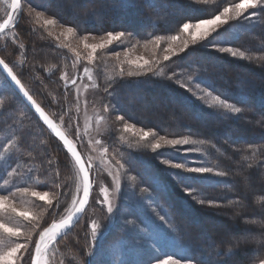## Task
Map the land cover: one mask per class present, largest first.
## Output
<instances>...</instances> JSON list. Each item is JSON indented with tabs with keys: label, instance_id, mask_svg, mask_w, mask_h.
I'll return each instance as SVG.
<instances>
[{
	"label": "snow or ice",
	"instance_id": "1",
	"mask_svg": "<svg viewBox=\"0 0 264 264\" xmlns=\"http://www.w3.org/2000/svg\"><path fill=\"white\" fill-rule=\"evenodd\" d=\"M4 4L7 9L0 22V48L7 51L10 44H15L23 58L10 64L0 56V73L4 74L0 94L6 93L0 98V133H5L0 142V264H53L60 242L84 219L90 199L104 208L105 223L91 221L90 238L79 264H97L96 258L104 254L105 242L119 222L126 235H138L140 246L163 253L149 264H231L234 256L246 248L252 251L251 264H264V207L255 211L257 218L245 221L241 231L230 233L218 243L204 240L202 244L184 246L176 239V234L182 231L181 225L160 203L169 185L151 165L145 163L138 167L132 155H122L119 148L110 155L109 149L104 147L105 141H115L118 133L135 128L134 123H129L131 116L121 96V87L128 83L126 77H165L201 102L211 97L214 103L206 107L213 110L210 115L219 121H245L244 114L252 107L243 91L235 102H229L222 94H214L211 83L200 87L206 83L211 65L201 61L198 54L216 52L248 59L236 47L218 41L232 27L264 28V0H225L222 6L213 9L208 8V0H45L39 5L33 0H4ZM33 14L37 20L43 18L42 26L49 29L48 35H52V28L59 27L62 31L57 33V39L69 36L82 41L89 62L97 60L98 50H106L115 42L116 47L111 51L117 59L124 49L130 51L143 43L145 48L151 45L154 53H164L163 62L176 64L172 57L179 56L188 63L178 70L162 63L158 54L152 59H129L126 63L135 65L134 70L130 68L126 72L121 63L117 76L99 83L88 75L89 69L85 67L84 73L99 95V101L92 104L95 107L98 103L99 111L92 119L87 116L89 100L80 95V75L69 74L65 66L57 64V74L65 90L62 95L67 97L72 93L77 110L73 112L71 105L66 108L62 99H56L50 102V107L54 104L57 111L53 119L22 82L24 75H34L38 67L24 56L28 49L21 42L18 28L21 21L31 20ZM178 39L181 40L179 52L173 46ZM90 40L95 42L90 43ZM60 47L74 53L70 61L73 66L82 60L76 48L67 44ZM37 55L33 50V60ZM81 110L83 123L80 122ZM65 118L72 126L75 139H70L64 130ZM258 123L264 129V115ZM36 126L39 132L35 131ZM139 132V140L148 141L153 152L160 150L155 157L157 165L172 169L168 176L175 186L197 204L204 205L205 190L221 182L211 177L231 175L203 162L179 159L190 154L191 149L186 146L194 142L191 136L169 138L144 127ZM37 139L43 144L41 151L35 147ZM50 139H54L56 148L46 142ZM77 142L103 148L102 160L107 157L104 163L112 177L108 185L94 178L93 173L99 175L103 169L92 155L78 150ZM166 148L171 152L166 153ZM58 150L64 153L63 168L53 154ZM259 169V178L264 181V162ZM94 189L98 197L93 199ZM119 201H130L135 215L125 214L126 206ZM169 208L173 205L169 204ZM42 210L57 218L44 225ZM123 244L121 240L112 246L117 255L118 246ZM193 253H199L200 259H193ZM103 264L142 262L108 259Z\"/></svg>",
	"mask_w": 264,
	"mask_h": 264
},
{
	"label": "trees",
	"instance_id": "2",
	"mask_svg": "<svg viewBox=\"0 0 264 264\" xmlns=\"http://www.w3.org/2000/svg\"><path fill=\"white\" fill-rule=\"evenodd\" d=\"M221 5L223 3L209 5L208 8L213 9ZM119 10L121 12L126 11L125 9ZM127 11L130 12L131 10ZM230 31L231 29L218 42L236 47L244 52L248 59L240 58V60L226 61L220 56V53L202 51L198 54L200 60L211 65V71L205 77L206 83L202 85L207 86V83H211L214 94H222V98H227L229 102H235L243 91L244 98L251 102L252 107L251 111L244 114L245 121H251V123L235 120L219 121L214 115H210L213 110L200 105L185 89L179 88L178 85L173 84L165 77L140 76L138 77L140 83L137 85L131 87L128 84L125 86V84L121 87V95L124 100L133 99V92L137 88L141 90L142 96L138 108L145 105L153 106V109L150 108L151 110H149L147 120L142 119L139 124L147 126L153 118L161 119L167 123V125L165 124L166 128H160L165 135L191 136L212 151L210 158L215 166L220 168V171L231 173L230 176L222 179L221 185L213 184L205 190L203 198L206 203L200 205L175 186V183L166 175V169L157 165L155 159L143 155L142 161L151 165L152 170L169 185L168 193L161 197V201L165 204L170 215L181 225L182 231L178 234L186 246L202 244L204 240H207L208 243L214 241L218 243L227 237L222 235L220 229L209 226V221L224 223L226 226L228 224L227 218L224 219L215 213L228 216L229 221L233 222L231 233H235L243 229L246 220L257 218L254 215L255 211L264 207V181L259 178V165L264 162V155H261V152L264 151V129L258 123L261 116L264 115V28L251 27L247 32L232 38V40H229ZM24 32L30 37L27 43L29 57L33 59V50L38 53L33 63L39 67L52 60L60 62L50 44L46 43L47 46H43V44L37 43L38 39L43 38L42 33L37 32V37L32 36L31 38L25 26ZM0 56H3L1 52ZM175 61L176 64L172 62L168 64L178 70L188 63L186 60H181L180 57ZM95 72L97 73L96 70ZM35 74L45 78L44 70L36 69ZM185 74L188 75L187 72ZM29 76L32 77L33 75L29 74ZM45 80L48 88L47 93L55 92L64 103L69 101L70 94L67 97L62 95L65 90L59 86L56 79L45 78ZM96 81L102 82L99 77L96 78ZM22 82L24 81L22 80ZM25 86L32 93L26 84ZM34 99L45 108L50 116L56 119L54 113L48 110L36 95H34ZM155 106L157 109L154 108ZM164 106L166 107L163 108ZM176 125L180 129H174L173 127ZM38 128L35 127L36 132L39 131ZM250 135L251 138H248ZM41 139L35 141L37 151L43 149ZM48 142L51 148H56L54 139H50ZM214 146L216 151L213 149ZM57 152L53 154L58 160ZM61 152L63 153L62 150ZM63 161L64 159L59 157L62 168ZM169 204L173 205L174 211L173 208H169ZM183 209L189 211L197 223L203 220L201 222L203 230L183 218ZM241 216L244 217L243 221L240 220ZM82 237L80 233L78 238L82 240ZM192 258L200 259L199 253H193ZM251 261L252 251L250 248H246L234 256L231 264H251Z\"/></svg>",
	"mask_w": 264,
	"mask_h": 264
},
{
	"label": "rangeland",
	"instance_id": "3",
	"mask_svg": "<svg viewBox=\"0 0 264 264\" xmlns=\"http://www.w3.org/2000/svg\"><path fill=\"white\" fill-rule=\"evenodd\" d=\"M10 2V0H9ZM23 2V0H22ZM45 0H33V3L36 5H39L41 3H44ZM225 0H208V6L209 5H218L224 3ZM222 6V5H221ZM7 9V6L4 4V0H0V22L3 21L5 17V10ZM42 19L37 20L35 18V14H33V18L31 20H23L19 24L18 28L22 37L21 42L25 44L26 49H28V42L30 40V37L27 33L24 32V26L28 29V32L32 36L37 37V32L42 33L43 35V40L38 39L37 43H40V45L43 44V46L47 43L50 44L54 51L56 52L57 57L60 59V62L56 60H52L48 64H43L37 67V70H44L45 78H54L57 80L59 86L62 87L63 81L59 79L58 76V69L55 67L58 64L65 66V70L69 74L73 73H78L81 77V80L78 81L80 85V95L81 98H87L89 100V107H88V112L87 116L89 119L93 118V114L99 111V104L96 103V106L93 107V101H99V95L97 93V90L92 87V81L88 79V75L92 77V79L96 80L97 77L101 79V81H108L110 78L115 77L118 75L119 71V65L123 63L124 69L127 72L130 68L132 70L135 69V65H129L126 63L127 60H136L138 57L143 58V59H152L155 57L156 54H158L161 57L162 61V56L164 53L158 52L154 53L152 50V46L149 45L148 48H145L143 46V43H141L139 46H134L130 51L127 49H124L121 52V55L119 59H117L116 54L111 51L112 48L116 47L115 42L113 45H110L108 49L106 50H98L97 53V60L94 62H89L87 57L84 55L85 51L83 49V42L80 41L79 39H73L72 37L65 36L57 39V33L62 31L59 27H54L51 29L52 35H48L49 29L46 27L42 26ZM254 27V26H251ZM250 26L243 25V26H237V27H232L230 28V36L229 40H232V38L238 37L239 35L247 32L250 28ZM90 43H93L95 41H89ZM69 45L71 48H76L81 52L82 60L77 61L76 65L73 66L70 61L74 57V53L72 51H69V48L67 47H60V45ZM181 44V40H177L174 42V47L176 50L179 52V47ZM47 46V45H45ZM0 52L4 56V58L10 63V64H15L17 60H20L23 58V56L18 53L16 49L15 44H10L7 51H5L3 48H0ZM206 52V51H205ZM65 53H67V56H65ZM183 53H181V56ZM24 56L27 57L29 62L33 63V59L29 57L28 51L24 54ZM220 56L223 57L226 61L230 60H240L239 57L233 58L229 54H220ZM179 56H173L172 60L178 59ZM172 61L168 62H163L162 63H170ZM223 67L224 64L221 61ZM87 67L89 69L88 75H85L84 73V68ZM97 71V73L95 72ZM188 75L185 74V77ZM140 76H132V77H126V80L128 81V85L131 87L133 85H137L140 83V79L138 78ZM45 78H42L41 75L35 74L32 77L29 75H24L22 77V80L25 82L27 87L31 90V92L38 97V99L41 101V103L51 112L54 113V116L57 117V111L55 110V105L52 104L50 107V102L55 101L56 99H61L60 96L55 93H47V85H46V80ZM127 84L125 86H127ZM3 85V74L0 73V87ZM43 85V86H41ZM151 87V86H150ZM200 87H205L202 84ZM141 90L135 88V91L133 92V99L131 100H124L126 104V110L128 111L129 115L131 116V119L129 123H134L135 128L132 131L129 132H121L118 133L116 136L115 141H105L104 147H107L109 149V154L114 155V151L116 148H119L120 152L124 156L132 155L135 158V163L138 167H142L146 161H142V157L148 156L149 158L155 159V157L159 154L160 150H157L156 152H153L151 149V145L148 141H141L139 140L140 132L139 129L141 127H144L145 130L148 129H153L156 131H159L161 135H165L163 132L162 128H166L167 123L164 121H161V119L153 118L150 123H148L147 126H143L139 124V121L144 119L147 120L149 110L150 108L153 109V106L150 107L149 105L142 106V108H138V103L141 101ZM6 93L0 94V98H4ZM191 95V94H190ZM122 96V95H121ZM200 105L203 107L210 109L206 107L207 104L214 103V101L211 99V97H206L204 102H201L199 99H196L193 97ZM74 100V95L70 93L69 101L65 103V107L67 108L69 105H71V110L75 112L77 110V106L73 103ZM143 104V103H142ZM19 107V105H17ZM164 106L163 108H165ZM155 109L156 106L154 107ZM212 110V109H211ZM52 117V116H51ZM54 119V117H52ZM84 119V113L81 110V120L80 122L83 123ZM33 124L35 123L34 121L32 122ZM166 124V125H165ZM64 130L66 134L69 135L71 139H75V137L72 135L73 129L72 126L69 124L67 118L64 120ZM250 125V124H248ZM38 128V126H37ZM174 129L178 130L180 127L176 125L173 127ZM251 128V127H250ZM39 129V128H38ZM40 131V129H39ZM37 131V132H39ZM166 136H168L166 134ZM253 136V135H252ZM169 138H174L177 136H168ZM5 138V133H0V142H3ZM43 138V137H41ZM251 138V135L248 137ZM151 139V138H149ZM194 141L192 144H190L189 147L191 149V152L188 156H181L178 157L179 159H191L194 162H203L206 164L211 165L217 170H220L219 167L215 166L213 160L210 158L211 150L207 148L203 143L195 140L192 138ZM47 143L48 140L46 141ZM154 142V141H153ZM262 142V141H261ZM77 148L79 151H81L85 155H92L93 158L95 159L96 163L100 166L101 169H103L99 175H97L95 172L93 173L94 178L99 182L103 183L105 185H108L112 179L111 176L108 175V169L104 163V161L107 159V157H103V148L100 145H91L89 146L87 143L83 142H77ZM215 149V147L213 148ZM166 153H170L171 149L166 148L164 149ZM216 151V149H215ZM58 156V161L59 157L65 159L64 154L61 152V150H58L57 152ZM175 159V158H174ZM148 164V163H147ZM163 169H166V175L168 176V172L173 171L170 168H166L164 165H160ZM169 177V176H168ZM170 178V177H169ZM171 179V178H170ZM211 179H220V183L218 185H221L223 183L224 178H219V177H211ZM172 180V179H171ZM174 182V181H173ZM175 183V182H174ZM111 191V190H110ZM98 197V193L96 189L93 190V199ZM164 197V196H162ZM65 203H69V201H65ZM118 203H122L126 206V213H132L135 215L134 210L131 206V202H123L119 201ZM160 203L165 207V204L162 203L160 200ZM20 206H24L21 204ZM63 208L64 205H61ZM167 210V209H166ZM159 211V209H157ZM43 216H44V225L47 223H50L53 219H56L57 216L52 215L50 216L46 211H43ZM217 215H220L222 218H227L228 224L227 226L223 224H219L215 221H209V226L216 227L217 229L221 230L222 235L227 236L231 233V227H233V222H230V218L222 213H215ZM105 210L101 205L93 204L92 200L89 202V206L86 209V214L84 216V219L75 226V228L71 231V233L63 239V241L60 242L59 244V253L56 257V259L53 261V264H60L62 261V264H79L80 260V255L85 250L86 245L89 241V232H90V224L91 221L94 219L101 225L105 223ZM183 218H186L188 221H191L192 225H195L199 229L203 230V225L202 221L200 223L196 222V219L193 218V215L183 209ZM8 219H11L10 217ZM159 222V221H157ZM122 222H119L117 224V227L113 230L112 234L108 237L107 241L105 242L104 246V254L97 257V264H103V261L108 260V259H113L116 260L117 262L119 260H129V261H141L142 264H149L151 260H153L158 254L162 255L163 253H158L156 250L150 248V247H142L138 244V235H126L125 230L121 226ZM82 234V240L81 238H78L79 234ZM176 239L181 242L182 245L186 246L179 234H176ZM76 240V241H75ZM123 240L124 244L118 246V252L119 254L117 255L116 252L113 250V245H118V242ZM72 243V244H71ZM81 244V245H80Z\"/></svg>",
	"mask_w": 264,
	"mask_h": 264
},
{
	"label": "water",
	"instance_id": "4",
	"mask_svg": "<svg viewBox=\"0 0 264 264\" xmlns=\"http://www.w3.org/2000/svg\"><path fill=\"white\" fill-rule=\"evenodd\" d=\"M4 75V74H3ZM34 111V110H33ZM70 138V137H69ZM71 139V138H70ZM91 200V199H90ZM87 209V208H86Z\"/></svg>",
	"mask_w": 264,
	"mask_h": 264
}]
</instances>
